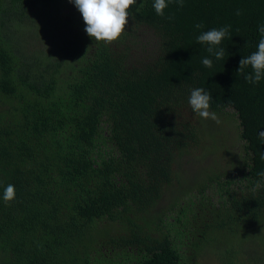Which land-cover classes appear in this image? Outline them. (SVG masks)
<instances>
[{"label":"trees","instance_id":"16d2710c","mask_svg":"<svg viewBox=\"0 0 264 264\" xmlns=\"http://www.w3.org/2000/svg\"><path fill=\"white\" fill-rule=\"evenodd\" d=\"M153 3L137 0L106 43L69 0H0V264H195L183 249L227 243L234 256V241L263 227L264 77L249 83L251 66L238 68L257 50L264 0H173L163 16ZM229 25L216 59L196 38ZM195 88L219 124L192 111ZM223 122L242 143L238 179L204 164L203 182L184 188L182 156H231L209 130ZM257 242L253 258L242 252L249 264L264 259L262 232Z\"/></svg>","mask_w":264,"mask_h":264},{"label":"clouds","instance_id":"9594fccd","mask_svg":"<svg viewBox=\"0 0 264 264\" xmlns=\"http://www.w3.org/2000/svg\"><path fill=\"white\" fill-rule=\"evenodd\" d=\"M81 14L85 32L95 41L112 43L124 32L128 23L129 9L137 3V0H69ZM173 0H154L153 8L157 15L163 16L165 8ZM179 7H183L184 0H174ZM240 15V12H237ZM171 19V17H169ZM196 28H202V24H196ZM230 25L219 29L213 28L202 32L197 36V42L208 44L207 52L215 56L216 59H222L224 56L223 48H216L229 35ZM261 35L257 50L239 61L238 72H242L245 66H251L253 73L246 75L245 79L249 83H257L264 77V24L258 27ZM202 63L206 67H212L210 58H203ZM212 99L209 92L204 88H195L191 90L189 105L192 111L203 119H211L217 124L220 123L219 117L215 112L209 111L210 100ZM260 138L264 139V131L259 133ZM264 160V153L260 155ZM264 177V171L258 173ZM257 187H260L259 182ZM15 198V187L12 184L7 185L3 193L4 201H11Z\"/></svg>","mask_w":264,"mask_h":264},{"label":"rangeland","instance_id":"374dc122","mask_svg":"<svg viewBox=\"0 0 264 264\" xmlns=\"http://www.w3.org/2000/svg\"><path fill=\"white\" fill-rule=\"evenodd\" d=\"M26 43L32 44L33 48H35L34 44L39 43V40L33 36L27 37ZM29 39V40H28ZM235 117L231 121L234 125V127L237 125V122H234ZM211 122V121H210ZM230 125V123H229ZM226 125L225 122H223V126L220 127L218 126H213L211 127L210 134L212 136V139L215 140V142L220 146L221 143L223 146L229 150L230 155L229 156L227 153L221 150H217L216 152L214 151V156H209V157H204L201 152L197 153H190L189 156L185 155L182 156L181 159H179V165H180V170L179 173L181 172L187 175V184H183L184 188H188L189 185L195 184L198 182H203V178H205L206 174L204 172L200 173H195L194 168H200L202 165H206L208 167H214L218 169V172H221L223 174L227 175H233L234 179H238L237 173V166L238 163H241V160L237 161L236 153L241 150L242 143L239 140V136L236 129H234L233 126ZM223 135V136H222ZM222 137V139H221ZM223 141V142H222ZM210 172V171H209ZM203 177V178H202ZM177 195V194H176ZM190 195V194H189ZM189 195L187 196H179L180 201L188 202L190 197ZM191 196V195H190ZM217 197V196H216ZM215 197V198H216ZM169 202L167 199V196H165V199L162 200L159 204V208L161 210H164L166 207L169 209ZM177 211L178 208H175V210H168L165 211L167 213V217L170 218V221H173V217L171 216H177ZM114 226H112V233L113 234H126L125 231H122V226L119 223H114ZM263 227L261 228H253L251 229L248 233L241 234L238 237V240H235L236 246L234 247V250H237V248L240 250L238 253L233 254H227L225 253L227 248H230V245H227V247H223L221 244H203L201 245L198 249H194L192 246H189L188 249H183L188 253L194 254L195 255V264H224V262L227 261H236V262H244L246 264H249L247 262V257L242 255V252L247 250L246 252H250L249 255L252 256V258L255 256L256 253H260L261 250H258V242H257V237L258 233L261 234V232L264 235V224L262 225ZM187 236H189L191 239L193 238V235L191 236V229L190 227L187 228ZM194 236H198V233H193ZM102 237V235H100ZM188 238V237H187ZM177 241V239H176ZM264 253V251H262ZM186 254V255H187ZM228 258H231L228 260ZM260 264H264V259H261Z\"/></svg>","mask_w":264,"mask_h":264}]
</instances>
